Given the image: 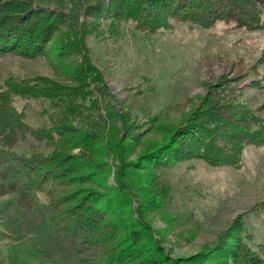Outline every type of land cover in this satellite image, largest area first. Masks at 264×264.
Here are the masks:
<instances>
[{
  "label": "rangeland",
  "instance_id": "374dc122",
  "mask_svg": "<svg viewBox=\"0 0 264 264\" xmlns=\"http://www.w3.org/2000/svg\"><path fill=\"white\" fill-rule=\"evenodd\" d=\"M99 1L106 2L105 11L97 12ZM109 1L113 0H0V17L18 15L25 5L52 10L47 24L58 18L39 56H0V89L10 80L33 82L32 90L54 88L52 96L74 100V114L88 112L85 97H96L99 121L94 130L82 132L94 144L92 150L105 152L99 160L104 166L99 173L86 172L90 166L79 149L72 157L54 155L44 164L59 166L55 184L67 189L64 198L69 195L72 203L81 202L85 213L96 214L90 224L101 238L108 236L107 221L121 226L118 237L132 243L123 245L121 253L135 244L137 250L126 256L141 252L136 262L187 264L195 254L204 257L193 264L244 260L235 253H221L237 251L229 245L232 238L252 253L254 264H264V147L245 146L237 167L210 163L194 143L188 152L190 132L200 124L213 126L200 123V118L229 117L246 109L249 116L264 120V27L217 22L205 29L169 18L170 27L152 32L124 18L122 8L113 13ZM140 5L141 13L152 15L167 4L141 0ZM260 20L264 24V10ZM82 60L94 74H82L85 86L72 81ZM48 99L14 97L12 105L28 128H47L53 113L49 105L58 102ZM124 119L131 129L120 130ZM110 128L116 131L112 141L123 143L120 152L101 146L109 141ZM31 135L17 142L14 158L50 154L44 139ZM83 137L72 141L77 144ZM159 149L166 159L151 162L150 152ZM207 155L212 158L210 152ZM2 167L0 264H84L80 239L69 238L51 221L45 194L24 196L12 189Z\"/></svg>",
  "mask_w": 264,
  "mask_h": 264
},
{
  "label": "trees",
  "instance_id": "16d2710c",
  "mask_svg": "<svg viewBox=\"0 0 264 264\" xmlns=\"http://www.w3.org/2000/svg\"><path fill=\"white\" fill-rule=\"evenodd\" d=\"M128 1L130 2L128 3ZM158 1L166 3L165 9L167 8V10L160 7L159 11H153L152 15L150 12L147 13L148 15L140 12L141 0H113L109 1L108 7L112 9L113 13L117 12L118 8H122L123 13L127 16L124 18L136 22L139 28L146 29L148 26L152 32L170 27L169 18H176L181 22H192L205 29L212 27L217 22H225L246 29L264 27L260 20L264 10V0H177V4L172 3L171 0ZM104 2L99 1L97 12L106 10L107 6L104 5ZM124 2H127L125 8L122 7ZM21 7V12L18 15L0 17V56H39L43 51L42 42L50 36L58 20V18H53L49 24L46 23L45 19L50 18L49 14L52 13V10L30 9L29 6L25 5H21ZM159 13L165 16L164 19L155 18V15ZM168 14L170 17H167ZM30 16H35V19L30 20ZM166 17L167 19H165ZM42 33L43 36L41 37ZM83 61L85 64H81ZM82 62L80 61V65L77 66L76 76L72 78V81L77 85L85 86V83L82 82V74L84 72L92 76L94 74L88 71L89 68L92 69L91 65L89 66L85 60ZM35 85V83L25 80L18 82L10 80L0 89V164H4L1 174L4 172L3 177L8 181L9 186L24 196L40 192L45 194L47 200L45 208L50 214L51 221L61 228L62 232L69 238L80 239V254H82L84 264H96L98 260L100 264H118L121 258L125 259V262L122 260L121 264H154V262L150 263L149 259L136 262L137 255L141 252L126 256L127 252L137 250L134 248L135 244L128 247L126 253H121L123 245L132 243L127 242V238L125 241H121L122 239L118 237L121 226L114 221H107L106 225H103L108 236L101 238L100 232H96L90 224L92 220L98 218L96 214L85 213L83 211L85 208L81 202L72 203V198H68L69 195L63 197V192L67 189L62 187V183L55 184L54 181L60 168L54 162L46 163L52 161L54 155L60 153H67L66 156L72 157L74 155L73 150L79 149L83 151L85 156V158L82 157V160L90 166L86 172L91 173L93 170L100 172L104 164L99 163V160L105 157V152L92 150L94 144L88 139L89 136L82 132L83 129L86 133L89 130H94V125L99 121L100 113H96L98 111L96 109V97H85L83 102L86 107L84 108H87L88 112L85 110L74 114L78 111L76 105L73 104L74 100L69 97L62 100L57 99L58 96H52L51 93L54 88L51 90L45 87H35L32 90ZM14 97L57 99L58 102H55V105H49L53 109V113L48 115L50 125L47 128L33 130L28 128L22 113L18 112L12 105ZM247 112L246 109H243L235 111L229 117L219 114L212 118H200L198 120L200 123H208L213 126L209 130L199 123L200 125L190 132L193 137L190 139L191 148L188 152L194 150V146H192L194 143L196 152L198 154V150L202 154L205 152V157L202 156L210 163L232 164V166L237 167L245 146L264 147V120L258 121L253 115L249 116ZM125 120L121 121L120 130L125 129V127L131 129L125 124ZM194 126L187 128L190 130ZM109 131L106 134L109 136V141L102 143L101 146H104L108 151L120 152L123 143L119 144L118 140L112 141L113 137L116 136V131L114 128H110ZM27 133H32L31 136L37 140L44 139L43 142L49 148L48 150H52L50 154L39 153L29 157L14 158L13 154H17L14 153V147L20 139L27 138ZM98 134H95L94 139L99 145V138L96 137ZM81 135L86 136V138L83 137V141L77 144L72 141L76 140L73 139L75 136ZM209 152L212 154V158H208ZM150 153H154L150 159L151 162L165 160L167 157L162 149ZM44 161H46L45 164ZM39 167L42 168V171ZM62 188L64 189L62 190ZM231 240L232 238H230L229 245L237 251L223 249L221 253H235L234 256H243L246 261L230 260L222 264H254L257 262L252 253L246 252L243 243L241 245L239 243L237 246L238 242ZM154 250H157V246ZM156 252L161 253L160 250ZM202 257H204L202 254H195L186 259V263L193 264L196 261H201ZM132 261L134 262L131 263Z\"/></svg>",
  "mask_w": 264,
  "mask_h": 264
}]
</instances>
